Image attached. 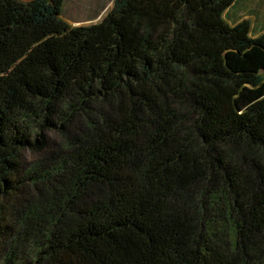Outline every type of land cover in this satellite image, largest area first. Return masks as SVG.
<instances>
[{
    "label": "trees",
    "instance_id": "1",
    "mask_svg": "<svg viewBox=\"0 0 264 264\" xmlns=\"http://www.w3.org/2000/svg\"><path fill=\"white\" fill-rule=\"evenodd\" d=\"M63 2L0 0V264H264V33L237 0Z\"/></svg>",
    "mask_w": 264,
    "mask_h": 264
},
{
    "label": "rangeland",
    "instance_id": "2",
    "mask_svg": "<svg viewBox=\"0 0 264 264\" xmlns=\"http://www.w3.org/2000/svg\"><path fill=\"white\" fill-rule=\"evenodd\" d=\"M19 1L27 2L30 0ZM113 3L114 0H64L61 18L71 27L90 26L99 23L113 7ZM255 3L264 5V0H241L237 8H233L231 12H226L224 14V21L228 25H232V22H237L236 19L239 18V16L241 19H245V10L253 6ZM33 159V155L30 152L23 153L22 164L26 169L32 164ZM22 213L28 214L26 210H24ZM14 215L15 217L18 216L17 213H15ZM32 230L34 231L35 227H33ZM29 231H31V229ZM30 251L31 250L29 249V247H25V249H22L20 252L25 253L27 256L29 255Z\"/></svg>",
    "mask_w": 264,
    "mask_h": 264
},
{
    "label": "crops",
    "instance_id": "3",
    "mask_svg": "<svg viewBox=\"0 0 264 264\" xmlns=\"http://www.w3.org/2000/svg\"><path fill=\"white\" fill-rule=\"evenodd\" d=\"M240 2L241 0H237V2L234 5H232L227 12H231L233 8H237ZM263 9H264L263 4L255 3L253 6L245 10L246 13L245 19L250 21V27H251L250 33L253 37H257L260 34L264 33ZM236 20L237 21L241 20L240 16ZM233 23L236 22H232V24Z\"/></svg>",
    "mask_w": 264,
    "mask_h": 264
}]
</instances>
